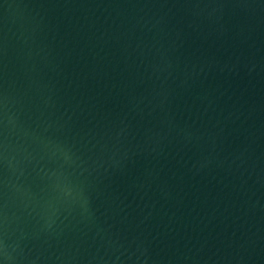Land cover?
Listing matches in <instances>:
<instances>
[{
	"label": "water",
	"instance_id": "water-1",
	"mask_svg": "<svg viewBox=\"0 0 264 264\" xmlns=\"http://www.w3.org/2000/svg\"><path fill=\"white\" fill-rule=\"evenodd\" d=\"M0 264H264V0H0Z\"/></svg>",
	"mask_w": 264,
	"mask_h": 264
}]
</instances>
